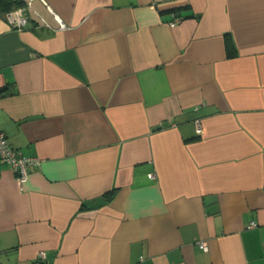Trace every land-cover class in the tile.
<instances>
[{
  "label": "crops",
  "instance_id": "obj_1",
  "mask_svg": "<svg viewBox=\"0 0 264 264\" xmlns=\"http://www.w3.org/2000/svg\"><path fill=\"white\" fill-rule=\"evenodd\" d=\"M0 130V264H264V0H0Z\"/></svg>",
  "mask_w": 264,
  "mask_h": 264
},
{
  "label": "built area",
  "instance_id": "obj_2",
  "mask_svg": "<svg viewBox=\"0 0 264 264\" xmlns=\"http://www.w3.org/2000/svg\"><path fill=\"white\" fill-rule=\"evenodd\" d=\"M5 17L9 24L18 29L22 28L27 22V17L23 13V7L20 5L8 10L5 13ZM178 21L179 18H174V20L169 22V24L170 26H174ZM60 23L63 24L62 21H60ZM196 109L197 106H195L194 110ZM193 122L195 126V132L198 134L201 133L202 128L199 117H194ZM0 160L6 162L9 165L10 169L14 173L20 189H23L28 177L29 169L33 166H37L40 163L39 157L26 156L20 150L10 146L6 135L2 130H0ZM148 176L151 178L153 174L150 173ZM255 225V222H251V226ZM198 244L202 249L207 250V246L204 242H198ZM36 261L37 264H47L46 254L43 250L38 252Z\"/></svg>",
  "mask_w": 264,
  "mask_h": 264
},
{
  "label": "trees",
  "instance_id": "obj_3",
  "mask_svg": "<svg viewBox=\"0 0 264 264\" xmlns=\"http://www.w3.org/2000/svg\"><path fill=\"white\" fill-rule=\"evenodd\" d=\"M8 2H11V1H8ZM8 4H11V3H8ZM226 42L229 43V38H228V36H226ZM82 208H84V205L82 206Z\"/></svg>",
  "mask_w": 264,
  "mask_h": 264
}]
</instances>
